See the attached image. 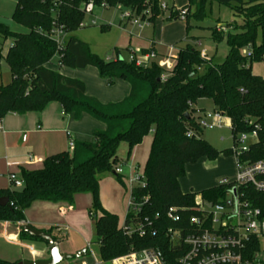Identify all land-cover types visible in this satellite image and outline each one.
I'll list each match as a JSON object with an SVG mask.
<instances>
[{
  "label": "trees",
  "instance_id": "16d2710c",
  "mask_svg": "<svg viewBox=\"0 0 264 264\" xmlns=\"http://www.w3.org/2000/svg\"><path fill=\"white\" fill-rule=\"evenodd\" d=\"M102 1L107 8H123L136 16L146 11L143 16L150 15L149 22L164 14L160 8L162 0H95V6L99 7ZM85 2L16 0L12 20L26 28L27 33H14L0 22V40H12L4 57L11 80L5 86L0 84V120L8 114L41 112L48 104L57 103L63 114L72 115L75 121L87 115L105 126L104 130L93 133L91 142H75L71 153L46 158L41 169L20 170L21 189L0 190V198L8 201L5 207H0V222H24V212L36 201L71 205L74 196L90 194L92 205L88 215L94 219L102 262L146 248L159 249L173 262L178 253L173 251L166 235L172 227L166 213L171 208L191 209L196 196L180 191L179 180L184 177L185 165L201 158L213 161L220 154L228 155V151L219 152L200 138L201 129L193 116L195 104L200 100L210 101L214 110L229 120L233 140L239 134L255 130L256 142L250 145L243 159L250 162L264 159V78L251 72L253 63L264 62V0H188V6L184 7L186 21L191 7L195 9L193 17L202 19L207 16L206 6L216 4L227 8L240 19V24H226L229 29L226 33L216 28L211 30L214 43L225 36L228 53L221 64L201 57L186 46L178 50L174 67L168 73L155 63L137 67L126 62L118 49L112 58L105 60L91 54L88 45L73 35L82 28ZM172 8L168 18L178 19ZM54 27H61L67 36L60 47L50 36ZM54 57L59 67L96 69L106 85L115 80L126 82L129 95L118 103L101 104L86 95L82 82L46 69L45 65ZM188 131L192 137H187ZM149 134L152 139L142 170L145 187L132 189L138 201L144 197L148 201L133 221L148 219L156 235L127 237L121 232L117 216L100 204L99 177L111 173L123 185L115 173L120 145H127L128 158ZM224 192L223 188L213 187L199 195L205 201L217 202ZM248 196L264 213V195L248 190ZM188 216L189 213L183 214L182 218ZM130 217H125V223ZM18 237L21 241L46 244L22 231ZM18 262L21 261L10 263L0 259V264Z\"/></svg>",
  "mask_w": 264,
  "mask_h": 264
},
{
  "label": "rangeland",
  "instance_id": "374dc122",
  "mask_svg": "<svg viewBox=\"0 0 264 264\" xmlns=\"http://www.w3.org/2000/svg\"><path fill=\"white\" fill-rule=\"evenodd\" d=\"M161 3L166 4L167 10L164 15L160 16L154 22H149L150 15L144 17L146 11L136 16L132 14L133 19H137V24L127 22L123 25L122 17L131 14L129 10L123 8H95L92 14H84L82 28L74 33V37L79 41L88 45L91 54L101 59H110L113 57L115 49L120 50V56L124 61H129V57H135L141 60L142 55L152 47L159 55H167L175 57L179 49L186 46L197 51L201 57L211 60L215 64H221L228 53L225 40L214 43L211 39V30L216 25L225 26L229 23L240 24V19L234 17L231 12L222 6L212 4L206 6L207 16L202 19L193 17L194 7L190 8V17L186 20L169 19L171 7L180 10L188 6V0H162ZM16 0H0V22L6 25L10 31L14 33L25 34L27 29L19 26L12 20V14L15 8ZM174 4V5H173ZM144 17V18H143ZM93 22V24H91ZM188 25V28L186 26ZM259 41V33L257 34ZM0 40V47L3 50L8 46V40ZM199 44H198V43ZM248 52V48L244 49ZM164 58H158L154 63L162 64ZM174 62L173 59H171ZM252 74L264 78V62L260 61L251 65ZM10 74L7 65L1 60V76L0 84L7 85L10 83ZM204 112H212L213 109L210 102L203 103V107L198 109ZM151 136V134H149ZM149 137H145V144ZM200 138L206 141L210 146L219 152L228 151V155L220 154L215 160L210 161L207 158H201L195 163L185 165L184 177L179 180V188L182 193H191L199 195L200 192L216 187L222 179H232L235 175L234 158L232 154L233 139L226 118H223L222 125L213 130L201 129ZM150 139V138H149ZM256 142L255 139H249L246 145ZM127 145L121 144L117 153L116 168L122 169L123 174L119 175L124 187L119 184L116 177L111 173L103 174L99 177V201L102 208H112L116 210L118 224L121 227L126 213V200L128 197L129 187L127 179L130 177L131 169H134L133 175L142 176L143 166L137 168L138 159L132 164L130 154L127 159ZM138 157L142 158V153ZM142 160V159H141ZM133 165V168L131 167ZM16 179V178H15ZM16 180L20 181L19 178ZM136 186V185H135ZM15 190L21 189L14 188ZM90 204L92 205V197ZM91 205L89 211L91 210ZM107 210V209H106ZM85 225L81 227V233L86 236L89 245L87 254L79 259H73L79 264H111L104 263L100 260L98 247L96 244L94 219L88 213L86 214ZM72 232V231H71ZM81 233H77L78 241L82 240ZM71 234V233H70ZM63 235V234H62ZM57 242L60 239L53 236ZM32 243V242H31ZM22 245L29 246V242H22ZM33 247L34 244H33ZM24 258L28 256V250L21 248L18 244L9 243L4 238H0V258L14 262L18 256ZM69 261H63L60 264H67Z\"/></svg>",
  "mask_w": 264,
  "mask_h": 264
},
{
  "label": "built area",
  "instance_id": "2783aa9c",
  "mask_svg": "<svg viewBox=\"0 0 264 264\" xmlns=\"http://www.w3.org/2000/svg\"><path fill=\"white\" fill-rule=\"evenodd\" d=\"M95 8H97L95 0H86L82 11L84 14L90 15ZM99 8L107 9V6L102 1ZM160 8L162 11L167 10L164 3H161ZM172 11L177 12V17L181 20H184L187 14L185 8L177 10L173 7ZM122 19H130L133 24L139 26L137 19L132 21V14L126 15ZM222 28H217V31L225 33L226 30ZM50 36L55 40L58 47L64 44L66 35L61 27H54ZM246 55L249 57V52ZM142 58L137 60L130 57L129 62H133L137 67H145L154 63L156 55L148 52L144 53ZM171 59L174 60L170 56L164 58L162 64L158 66L167 73L171 72L175 64ZM193 116L199 129L207 130L219 128L224 118L217 111L203 112L199 109H195ZM186 135L187 137L193 136L190 131ZM249 139H257L255 130L247 134H239L233 140L232 154L235 175L232 179H222L216 186L225 191L222 199L217 202L205 201L200 195H196L191 209L171 208L167 211L166 219L172 223V227L167 229L166 235L170 239L173 251L178 253L173 262H170L159 249L146 248L114 258L110 263L264 264V213L248 196V190L264 195V159L255 162L243 159L250 148V145H246ZM73 149L74 143L70 142L68 145L69 152L71 153ZM29 162H31L30 158ZM115 173L122 175V170L116 168ZM8 180L12 188H21L23 185L21 181L15 179L14 175H9ZM127 186L129 192L126 200L125 217L128 215L131 217L126 223L124 218L120 227L121 232L127 237L132 235L155 237L156 230L153 223L148 219H144L143 222L133 221L137 218L142 206L148 201V197L138 201L132 194L133 188L145 187L143 177L138 175L130 177L127 179ZM187 213L189 216L184 220L182 215ZM157 218L158 216H156ZM2 238L9 243H15V240L11 239V236L5 235V232ZM67 264L79 263L69 261Z\"/></svg>",
  "mask_w": 264,
  "mask_h": 264
},
{
  "label": "crops",
  "instance_id": "0c3cea01",
  "mask_svg": "<svg viewBox=\"0 0 264 264\" xmlns=\"http://www.w3.org/2000/svg\"><path fill=\"white\" fill-rule=\"evenodd\" d=\"M122 20L124 21L123 25L131 21L130 19ZM222 27L218 24L214 28L217 30V28ZM223 28L226 30L225 33L229 31L225 26ZM6 41L3 42V45ZM8 41V46L5 50L1 47L0 76L1 60L4 61L8 49L12 46V40ZM66 41L67 36L64 39V43ZM148 52L156 55L154 62L158 58L169 56V54L159 55L152 47L145 53ZM45 68L57 72L66 78L82 82L85 86L86 95L95 98L101 104L118 103L129 95L130 87L126 82L115 80L111 85H106L99 78L96 69L92 67L75 70L59 67L57 57H54L45 65ZM205 102L209 103L210 101L200 100L195 104L194 108L203 107ZM199 110L204 112L200 108ZM211 111H215L214 108ZM226 120L230 127L229 120ZM0 122V190H6L11 187L8 180L9 175H14L16 179L19 178L20 180V170H39L42 168L43 161L46 158L69 152L68 145L70 142H91L93 133L102 131L105 128L102 123L93 120L87 115H82L79 120L75 121L72 115L63 114L60 105L57 103L48 104L41 112L26 113L24 115L8 114ZM147 137L150 139L148 138L146 144L144 143V138L141 144L134 147L131 151V163L134 164L138 159L137 168L141 165L144 166L148 156L152 135ZM139 153H142V160L138 157ZM29 158L31 162H29ZM131 167L133 168V165ZM133 173L134 169H131L130 177L134 176ZM122 186L124 187V183ZM89 196L90 194L76 195L71 205L36 201L24 212V222H0V238L3 237L5 232V235L11 236V239L15 240V245L18 244L21 248L28 250L26 258L20 255L14 262H36L48 259V245L32 241H25L31 244L29 246L22 245L23 241L18 236L21 227L25 224L52 237H58L60 239L59 242L55 239L54 243L58 246L61 254L74 256L84 250L86 255L88 243L84 233H81L83 230L80 228L85 225L86 214L89 213L91 205ZM106 209L104 210L107 212L116 213V210L112 208ZM77 233H81V241H78L77 237H75L78 235ZM33 244L35 247H33ZM0 259L4 260L3 258ZM73 259L70 261H73ZM8 262L13 263L11 261Z\"/></svg>",
  "mask_w": 264,
  "mask_h": 264
},
{
  "label": "water",
  "instance_id": "95a60500",
  "mask_svg": "<svg viewBox=\"0 0 264 264\" xmlns=\"http://www.w3.org/2000/svg\"><path fill=\"white\" fill-rule=\"evenodd\" d=\"M7 199L6 198H0V207H5L7 205ZM21 231L35 239H40L43 242H45L48 245V259L42 260V261H36V262H30V261H21L17 264H60L63 261H70L73 258L79 259L85 256V251H80L76 253L74 256L61 254L59 252L58 246L54 243V239L51 235L46 234L42 231L35 230L31 226L25 224L21 227Z\"/></svg>",
  "mask_w": 264,
  "mask_h": 264
}]
</instances>
